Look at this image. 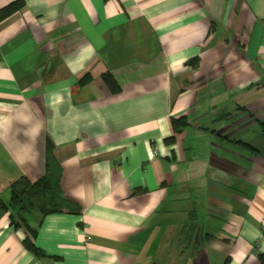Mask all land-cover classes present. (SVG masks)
<instances>
[{
    "label": "crops",
    "instance_id": "crops-1",
    "mask_svg": "<svg viewBox=\"0 0 264 264\" xmlns=\"http://www.w3.org/2000/svg\"><path fill=\"white\" fill-rule=\"evenodd\" d=\"M10 6L0 264H264V0ZM49 145L79 210L29 212L33 249L3 203Z\"/></svg>",
    "mask_w": 264,
    "mask_h": 264
},
{
    "label": "trees",
    "instance_id": "trees-1",
    "mask_svg": "<svg viewBox=\"0 0 264 264\" xmlns=\"http://www.w3.org/2000/svg\"><path fill=\"white\" fill-rule=\"evenodd\" d=\"M10 6L2 11L0 18L12 11ZM184 120L174 122L175 129L178 130L185 125ZM175 140V136L168 141ZM46 170L44 176L35 183L21 178L12 185V197L10 202L3 203V207L11 210L12 223L14 225L25 224L31 232V236L26 239L30 248H35L33 238L37 235L34 229L27 221L26 215L29 212L38 211L42 215L59 211H78L79 205L76 201L65 195L61 179L63 169L57 160L52 145L47 148Z\"/></svg>",
    "mask_w": 264,
    "mask_h": 264
},
{
    "label": "built area",
    "instance_id": "built-area-1",
    "mask_svg": "<svg viewBox=\"0 0 264 264\" xmlns=\"http://www.w3.org/2000/svg\"><path fill=\"white\" fill-rule=\"evenodd\" d=\"M262 232L264 234V219H263V222H262ZM91 239V237H88V240Z\"/></svg>",
    "mask_w": 264,
    "mask_h": 264
}]
</instances>
